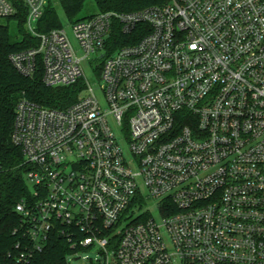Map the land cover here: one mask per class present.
<instances>
[{
	"label": "built area",
	"instance_id": "2783aa9c",
	"mask_svg": "<svg viewBox=\"0 0 264 264\" xmlns=\"http://www.w3.org/2000/svg\"><path fill=\"white\" fill-rule=\"evenodd\" d=\"M50 2L0 0L38 40L16 68L82 85L66 108L16 106L30 245L60 232L89 264H264V0L98 11L72 22L76 44L39 29Z\"/></svg>",
	"mask_w": 264,
	"mask_h": 264
},
{
	"label": "trees",
	"instance_id": "16d2710c",
	"mask_svg": "<svg viewBox=\"0 0 264 264\" xmlns=\"http://www.w3.org/2000/svg\"><path fill=\"white\" fill-rule=\"evenodd\" d=\"M90 0H58L71 22L83 19ZM97 11L129 12L161 4L167 0H92ZM92 15V14H90ZM24 16L0 23V264H72L75 252L60 232H53L45 246L37 249L23 234L16 204L30 189L25 178L27 166L22 149L13 142L15 110L22 98L53 108H66L76 101L80 83L54 87L43 81L40 65L33 75L22 74L11 60L14 52L36 46L38 40L24 27ZM62 25L53 2L46 7L39 29L48 31ZM22 254H25L23 257Z\"/></svg>",
	"mask_w": 264,
	"mask_h": 264
},
{
	"label": "rangeland",
	"instance_id": "374dc122",
	"mask_svg": "<svg viewBox=\"0 0 264 264\" xmlns=\"http://www.w3.org/2000/svg\"><path fill=\"white\" fill-rule=\"evenodd\" d=\"M51 1L54 3V5L56 6V8L58 10V14H59V17H60V20H61V23H62L63 27L67 29L68 34H69V36L72 39V42L74 44H76V40L74 39L73 32H72V27H71L72 22L65 15V13L62 10L58 0H51ZM96 12H98V11H97V9L95 7V4H94V2L92 0H90L88 2V4H87V11L83 15L84 16L85 15H90V14H94ZM6 22H7V19H0V23H6ZM83 67H84V70H85L86 77L91 82L95 92L97 93V95H98V97L100 99V102L102 104H104L103 95H102L101 90H100V84H101L100 77L95 72L94 68L89 64V62H84ZM151 206H152L151 210L153 212H155L157 210V208L155 207L154 202L152 200H151ZM97 255L98 254H97L95 249L81 252V256L82 257L84 256V257L96 258ZM88 261L89 260L87 258H79V259L74 258V259L71 260V263L72 264H89Z\"/></svg>",
	"mask_w": 264,
	"mask_h": 264
}]
</instances>
